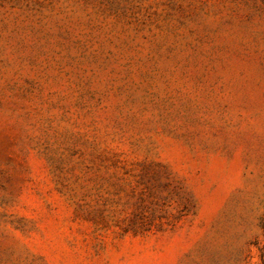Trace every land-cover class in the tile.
Segmentation results:
<instances>
[{
	"label": "rangeland",
	"instance_id": "374dc122",
	"mask_svg": "<svg viewBox=\"0 0 264 264\" xmlns=\"http://www.w3.org/2000/svg\"><path fill=\"white\" fill-rule=\"evenodd\" d=\"M0 264H264V0H0Z\"/></svg>",
	"mask_w": 264,
	"mask_h": 264
}]
</instances>
